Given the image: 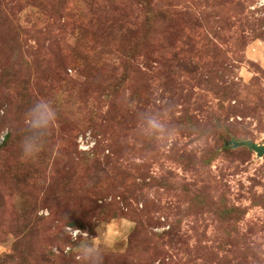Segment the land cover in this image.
<instances>
[{"label":"rangeland","instance_id":"obj_1","mask_svg":"<svg viewBox=\"0 0 264 264\" xmlns=\"http://www.w3.org/2000/svg\"><path fill=\"white\" fill-rule=\"evenodd\" d=\"M0 128V264H264V0H0Z\"/></svg>","mask_w":264,"mask_h":264},{"label":"clouds","instance_id":"obj_2","mask_svg":"<svg viewBox=\"0 0 264 264\" xmlns=\"http://www.w3.org/2000/svg\"><path fill=\"white\" fill-rule=\"evenodd\" d=\"M55 119V110L51 107L49 102L45 99H38L27 110L24 120V135L20 140V150L24 157H32L37 154L42 145V139L47 132L51 123ZM146 124L150 131H153L156 138L162 143H168L171 138H174L172 130H165L164 124L157 118L149 116L146 118ZM11 128H0V137L6 135ZM66 232L75 238L79 229L66 228ZM86 235V233H81ZM105 241L111 238V234L105 235L101 233ZM76 251L80 254V259L85 264H98L99 249L96 246V241L91 243L85 242L83 245H79Z\"/></svg>","mask_w":264,"mask_h":264},{"label":"water","instance_id":"obj_3","mask_svg":"<svg viewBox=\"0 0 264 264\" xmlns=\"http://www.w3.org/2000/svg\"><path fill=\"white\" fill-rule=\"evenodd\" d=\"M247 146L256 151L257 155H261L264 152V144H257L251 141L250 139H242L235 141L233 140L231 146Z\"/></svg>","mask_w":264,"mask_h":264}]
</instances>
